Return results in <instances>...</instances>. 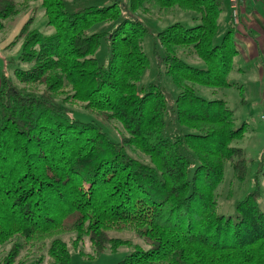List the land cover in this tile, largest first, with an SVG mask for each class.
I'll list each match as a JSON object with an SVG mask.
<instances>
[{
	"label": "trees",
	"instance_id": "16d2710c",
	"mask_svg": "<svg viewBox=\"0 0 264 264\" xmlns=\"http://www.w3.org/2000/svg\"><path fill=\"white\" fill-rule=\"evenodd\" d=\"M40 1L53 32L31 29L27 20L16 37L18 59L32 65L15 68L13 78L0 74V246L21 239L1 264L47 241L51 264H67L70 247L61 236L70 233L80 254L85 239L96 255L129 246L116 264H264L262 162L234 214L219 212L215 190L226 163L239 180L247 173L242 150L232 145L245 131L234 128L224 99L195 91L196 84L235 85L228 77L239 54L232 23L214 43L225 0H127L70 11L63 0ZM148 4L193 11L199 24L176 22L155 33L164 50L154 48L159 71L138 88L150 31L134 13ZM17 11V0H0V30ZM100 22L109 29L91 32ZM101 36L109 45L106 65L93 56ZM181 47H191L204 66L184 62ZM161 66L176 96L164 88ZM78 103L95 117H77L69 105ZM110 121L122 126L119 140L103 126ZM111 232L132 233L145 247Z\"/></svg>",
	"mask_w": 264,
	"mask_h": 264
},
{
	"label": "rangeland",
	"instance_id": "374dc122",
	"mask_svg": "<svg viewBox=\"0 0 264 264\" xmlns=\"http://www.w3.org/2000/svg\"><path fill=\"white\" fill-rule=\"evenodd\" d=\"M65 8L72 10L76 6L88 5H103L111 4L113 1H119L120 4L127 3V0H63ZM230 2V18L233 26L238 27L239 21V0H229ZM228 0H225L221 14L218 19L219 30L214 37V43H219L224 32L227 29ZM260 11L262 8L257 6ZM17 13L4 20V27L0 30V74L5 73L7 76L13 78V70L15 68L28 69L32 63L23 62L18 59L21 49L22 40H16L21 26L27 21L31 20L30 28L37 29L43 34H50L53 32V27L46 25V17L41 6L40 0H17ZM139 17L149 31L142 41V48L149 58V66L145 69L140 80L137 82V87L146 86L158 74V64L154 48L156 47L160 55L164 54V50L159 45L155 33L165 29L176 22L181 23L186 27H192L199 24L198 14L193 11H185L177 6L170 9L161 10L157 6L147 5L141 10L134 13ZM197 17V18H196ZM230 23V24H231ZM110 24L100 22L93 25L91 32H101L109 29ZM236 33V31H235ZM241 36V35H240ZM239 37V36H238ZM236 37L237 48L241 52L242 46L239 45L240 40ZM244 38L243 36H241ZM240 38V37H239ZM249 38H251L249 36ZM248 38V40H249ZM157 41V42H156ZM99 45L95 50L93 56L96 58L99 65H106L109 56V45L106 38L101 36ZM246 47V44L243 45ZM243 47V48H244ZM177 55L189 65L195 67H203L204 63L194 54L192 48H177ZM240 55V54H239ZM255 56L256 59H243L241 63L236 64L237 57L234 59L233 69L230 71L228 77L235 85L226 88H210L201 85H195L196 94L208 99H224L226 105L233 112L234 128L244 127V136L241 139L232 142V145L239 147L242 150L243 157L247 162V173L242 180L236 178L233 171V163L227 162L225 165L224 176L215 190V197L218 202V211L228 216L234 214L235 203L250 190L255 187L253 176L259 161L262 162V172L258 176L259 188V208L264 212V51L261 54H248ZM260 58V61L258 62ZM241 67L239 70L238 67ZM160 79L164 88L176 96L178 89L173 84L169 75L160 68ZM19 84V83H18ZM19 86L29 87L28 85L19 84ZM240 86V87H239ZM34 88L42 89V86L36 85ZM71 106L75 111L77 117L88 120L94 118V113L83 108L78 103ZM106 130L110 136L115 140H119L123 129L117 121H110L105 124ZM186 129V128H185ZM129 153L134 157L148 161L147 157L138 151L129 150ZM111 235L121 238L129 239L132 244H139L145 247L144 243L128 232H111ZM74 237L73 233L62 235L61 238L68 244L70 250V261L67 264H116L119 260L131 250L127 245H121L116 251L105 250L100 254H94L90 242L85 239L80 244L79 251L72 248L71 240ZM17 239L5 242L0 246V264L4 262L9 250ZM49 242H44L35 245L23 246L15 261L12 264H51V260L46 253ZM41 258V259H40Z\"/></svg>",
	"mask_w": 264,
	"mask_h": 264
},
{
	"label": "crops",
	"instance_id": "0c3cea01",
	"mask_svg": "<svg viewBox=\"0 0 264 264\" xmlns=\"http://www.w3.org/2000/svg\"><path fill=\"white\" fill-rule=\"evenodd\" d=\"M230 2L229 3V13L227 16L228 25L231 23L230 18ZM262 8L260 11L258 10L257 6ZM239 21L240 24L238 27L233 26L236 31V37L240 40L239 45L242 46L241 52L236 56V64L239 65L242 60H238L239 58L256 59L255 56H249L248 54H261L264 51V0H239ZM221 14V13H220ZM244 38H242L241 36ZM249 36L251 38H249ZM249 38V40H248ZM246 44V47L243 45ZM244 47V48H243ZM235 59V58H234ZM260 61V58L258 62ZM238 69L240 70L241 67L239 66Z\"/></svg>",
	"mask_w": 264,
	"mask_h": 264
}]
</instances>
